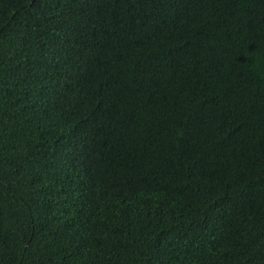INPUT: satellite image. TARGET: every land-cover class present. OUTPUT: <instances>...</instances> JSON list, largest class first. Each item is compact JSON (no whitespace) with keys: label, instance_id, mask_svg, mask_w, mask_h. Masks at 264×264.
<instances>
[{"label":"trees","instance_id":"trees-1","mask_svg":"<svg viewBox=\"0 0 264 264\" xmlns=\"http://www.w3.org/2000/svg\"><path fill=\"white\" fill-rule=\"evenodd\" d=\"M0 264H264V0H0Z\"/></svg>","mask_w":264,"mask_h":264}]
</instances>
